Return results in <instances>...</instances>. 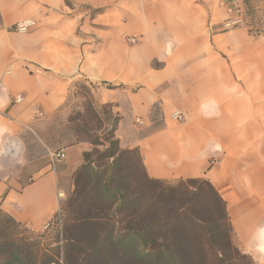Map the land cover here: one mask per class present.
Returning <instances> with one entry per match:
<instances>
[{
    "label": "crops",
    "instance_id": "1",
    "mask_svg": "<svg viewBox=\"0 0 264 264\" xmlns=\"http://www.w3.org/2000/svg\"><path fill=\"white\" fill-rule=\"evenodd\" d=\"M235 1L0 0V208L36 232L58 213L90 150L57 120L83 77L148 176L209 180L264 264V32L234 23Z\"/></svg>",
    "mask_w": 264,
    "mask_h": 264
},
{
    "label": "trees",
    "instance_id": "2",
    "mask_svg": "<svg viewBox=\"0 0 264 264\" xmlns=\"http://www.w3.org/2000/svg\"><path fill=\"white\" fill-rule=\"evenodd\" d=\"M101 108L108 145L97 152L98 165L86 152L73 173V188L46 229L59 221L56 245L32 250L26 227L0 208V264H254L234 244L226 202L211 182L149 177L139 149L120 147L112 106ZM89 111L100 119L96 108Z\"/></svg>",
    "mask_w": 264,
    "mask_h": 264
},
{
    "label": "rangeland",
    "instance_id": "3",
    "mask_svg": "<svg viewBox=\"0 0 264 264\" xmlns=\"http://www.w3.org/2000/svg\"><path fill=\"white\" fill-rule=\"evenodd\" d=\"M247 6H251V10L249 11L250 13L246 9ZM233 11H235L239 18L244 17V22H246L247 25L252 26L254 30L260 29L262 32H264V0H236ZM93 89L94 87H92L85 78L78 77L72 83L65 109L59 114L57 120H59L61 123L69 121L67 126H65L66 131L71 134L69 136V141L76 143L80 140H85L84 142L90 144L88 155L92 164L96 166L98 165L97 152H103L108 145L106 136L108 130L110 129V121L105 116L104 109L101 108L102 105H97L95 103ZM92 107L96 108L100 119H97V117L90 113L89 109ZM70 120H72V122H70ZM84 124H87V131H84L83 129L76 130V128H70L73 125L83 126ZM97 140L100 142V144L95 145L92 143ZM58 145H61V142L56 143V146ZM72 188L73 185L71 178V187L69 191H71ZM69 191L65 196L62 197L63 199L61 201L60 207L66 200ZM113 220H117V217H113ZM58 223L59 221H56L54 225L50 227V229H45L47 232L45 230L36 232L26 227L29 234L28 241L31 243L30 247H34L32 250L37 251L39 248H45L49 246L54 247L56 245L55 231L57 229L55 228L58 227ZM41 234L44 235L40 237Z\"/></svg>",
    "mask_w": 264,
    "mask_h": 264
},
{
    "label": "built area",
    "instance_id": "4",
    "mask_svg": "<svg viewBox=\"0 0 264 264\" xmlns=\"http://www.w3.org/2000/svg\"><path fill=\"white\" fill-rule=\"evenodd\" d=\"M230 9H234L232 7H230ZM234 23H240V24H244V21L242 18L237 19ZM36 25V21L32 20V19H26L23 21L18 22L15 26H14V30L20 33H27L29 32L34 26ZM128 40L131 43L136 42V38L135 37H130L128 38ZM22 96H18L16 98L17 102H21L22 101ZM174 118L176 119H182V114H180L179 112H175L174 114ZM138 121H140L138 119ZM50 158H51V163L53 165V167L56 165L57 162L63 160L65 158V152L63 150H54V151H50L49 153ZM50 224H48L46 226L45 229H47L49 227Z\"/></svg>",
    "mask_w": 264,
    "mask_h": 264
}]
</instances>
